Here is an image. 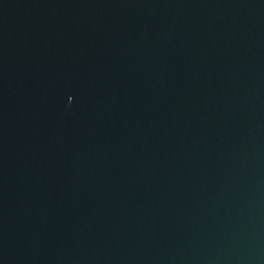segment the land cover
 I'll use <instances>...</instances> for the list:
<instances>
[{
	"label": "water",
	"instance_id": "water-1",
	"mask_svg": "<svg viewBox=\"0 0 264 264\" xmlns=\"http://www.w3.org/2000/svg\"><path fill=\"white\" fill-rule=\"evenodd\" d=\"M0 264H264V0H0Z\"/></svg>",
	"mask_w": 264,
	"mask_h": 264
}]
</instances>
